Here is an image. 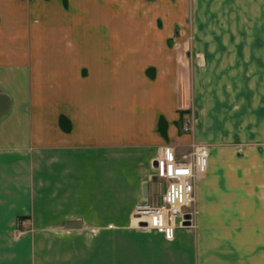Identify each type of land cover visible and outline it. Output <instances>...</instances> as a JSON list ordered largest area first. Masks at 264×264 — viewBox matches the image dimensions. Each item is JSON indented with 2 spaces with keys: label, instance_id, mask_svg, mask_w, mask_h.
<instances>
[{
  "label": "crops",
  "instance_id": "crops-1",
  "mask_svg": "<svg viewBox=\"0 0 264 264\" xmlns=\"http://www.w3.org/2000/svg\"><path fill=\"white\" fill-rule=\"evenodd\" d=\"M44 1L0 0V102L6 103L0 111V264H38L49 247L69 242L83 244L79 249L71 248L70 258H79V254L81 258L84 256L85 264H253L251 252L226 249L216 253L209 246L213 235L201 230L206 224L227 227L240 221L220 219L215 224L201 220V212L206 209L202 192L210 155L204 178L195 183L194 189V194L199 193L198 231L178 228L174 239L168 242L157 232L133 228L135 205L150 199L158 189L151 169L157 149L167 146L180 153L189 149L192 140L199 142L198 127L194 126L195 137L180 132L181 112L185 110H179L177 104L184 102L175 98L173 84L184 85L187 70L179 63V49L141 46L133 49L137 53L132 56V64L118 49L115 61L132 66L131 72L140 78L136 81L143 88L139 96L135 95L140 101L130 107L114 91L96 96L107 103L94 107L95 96L88 89L82 96L86 101L81 107L71 106L73 98L77 100L75 95L70 96V106H31V83L39 81V63L37 59L31 62L29 47L46 46L48 29L40 19L42 9L30 3ZM165 2L166 7L185 13L187 0ZM218 3L229 5L232 26L237 28L232 34L239 35L237 40H246V46H252L246 59L247 67L252 68L248 76L252 83L251 86L248 83L250 96L254 97L256 83L260 81V96L264 100V47H261L264 0H218ZM240 3H244L245 22L239 25ZM31 9L36 14L31 15ZM53 13L57 19L58 12ZM165 17L173 19L174 14ZM31 18L35 19L33 24ZM65 19L67 16L61 14L60 21L55 22L60 34L68 26L74 28L77 22L75 15L71 23V16L69 21ZM158 23L156 19L155 26ZM69 44L76 47V53L70 54L68 61L73 69L64 73L70 74L64 82L76 84L77 68L85 64L86 84L93 83V58L88 59L92 50L88 46L78 50L76 42ZM105 59L99 61L108 64ZM58 81L63 82V78L60 76ZM197 104L201 105L200 97ZM209 118L205 123L211 128L215 120L211 115ZM96 131L107 134L95 136ZM261 176L264 226V148ZM145 184L147 192L143 197ZM23 218L29 231L19 235L15 230ZM74 220L80 221L81 227L67 230L65 223ZM251 225L252 222L243 224ZM91 230L96 233L91 234Z\"/></svg>",
  "mask_w": 264,
  "mask_h": 264
},
{
  "label": "rangeland",
  "instance_id": "rangeland-1",
  "mask_svg": "<svg viewBox=\"0 0 264 264\" xmlns=\"http://www.w3.org/2000/svg\"><path fill=\"white\" fill-rule=\"evenodd\" d=\"M31 5L42 9L40 19L45 29H48L45 34L46 46L29 47L31 62L37 59L39 63V81L31 83V106H70V96L75 95L77 100L73 98L71 106L76 107L78 104L81 107L86 101L82 96L88 89L95 96L92 100L94 107L107 103L106 100L96 98L103 91L119 93L121 98L124 97L122 100L126 107H130L136 100L140 101L135 95L139 96L143 88L136 81L140 78L132 74V66L115 61L118 60V49L120 55L131 61V64L133 54L137 53L133 49L141 46H176L179 49V63L187 70L185 84H173L175 98H178V102L179 98L184 102L183 105L177 104L179 110H185L181 112L180 132L192 137L196 133L194 126L198 127L199 142L192 140L190 145L205 143L210 155L208 173L205 174V171L197 179L205 177L202 193L206 209L201 212V220L216 224L220 219L231 222L240 219L238 223L232 222L227 227L209 226L205 223L207 226H202L201 230L204 234L210 232L213 235L209 246L216 253L226 249L251 252L253 264H261V253L264 252L261 176L264 100L260 96V81L256 83L254 97L250 96L248 83L250 86L252 83L248 76L252 68L247 67L246 59L248 49L252 46H246V40H237L239 35L232 34L237 28L232 26L229 5L220 4L218 0H187L184 14L174 7H166L165 0H45L43 3H30ZM240 5L239 25L245 22L244 3L238 4V7ZM54 11L58 12L57 19L53 17ZM34 14L36 12L31 9V15ZM61 14L67 16L65 21H69L71 16L70 23L74 15L77 17L75 27L68 26L62 34L56 31L55 24L60 21ZM169 14H174L173 19L165 17ZM156 19L159 23L155 26ZM34 20L31 18V24ZM71 42L77 43L78 50L85 46L92 50L93 55L88 59L93 58V83L88 81L89 85L85 81V64L77 68L79 77L76 84L70 86V82H64V78H69L70 75L66 76L64 73L73 69L68 61L70 54L76 53V47L68 46ZM102 57L106 58L104 62L108 64L99 61ZM60 76L63 82L58 81ZM90 77L89 75L88 78ZM166 85L169 89L170 85ZM199 97L201 105H196ZM1 101L0 111L6 106L5 101ZM204 110L207 111L206 114L203 113ZM210 115L215 120L211 128L205 123ZM185 125L191 131H184ZM94 133L95 136L101 134V137L107 134L101 131ZM190 145L189 149L175 153L188 154ZM194 200V226L190 230L196 232L199 229L196 221L199 217V193L194 194ZM26 221L25 218L19 220L15 230L17 234L29 231L24 227ZM243 222H252V225L245 227ZM133 228L150 231L135 226ZM90 233L95 234L96 231L91 230ZM80 247L83 244L70 242L49 247L44 253L45 258L38 264H85L84 256L81 258L78 254L79 258H70L71 248ZM82 252L85 254V246Z\"/></svg>",
  "mask_w": 264,
  "mask_h": 264
},
{
  "label": "built area",
  "instance_id": "built-area-1",
  "mask_svg": "<svg viewBox=\"0 0 264 264\" xmlns=\"http://www.w3.org/2000/svg\"><path fill=\"white\" fill-rule=\"evenodd\" d=\"M184 131L189 132L191 128L185 125ZM208 159V147L201 143H192L185 155H177L171 147H159L151 163L158 189L150 199L135 205L134 226L157 232L168 242L174 239L178 228L192 229L195 183L206 171ZM186 215L191 216L189 227L183 226Z\"/></svg>",
  "mask_w": 264,
  "mask_h": 264
},
{
  "label": "water",
  "instance_id": "water-1",
  "mask_svg": "<svg viewBox=\"0 0 264 264\" xmlns=\"http://www.w3.org/2000/svg\"><path fill=\"white\" fill-rule=\"evenodd\" d=\"M142 192H143V197L146 196V192H147V185L145 184L142 188ZM184 219L186 220L184 223H183V226L185 227H189L191 226V222H190V219H191V216L190 215H186L184 217ZM81 227V222L80 221H68L65 223V228L67 230H75V229H79Z\"/></svg>",
  "mask_w": 264,
  "mask_h": 264
}]
</instances>
